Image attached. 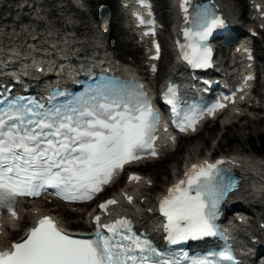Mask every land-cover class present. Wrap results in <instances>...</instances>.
I'll return each mask as SVG.
<instances>
[{"label":"snow or ice","instance_id":"6c2138e0","mask_svg":"<svg viewBox=\"0 0 264 264\" xmlns=\"http://www.w3.org/2000/svg\"><path fill=\"white\" fill-rule=\"evenodd\" d=\"M191 0H181L184 31L190 51L185 59L194 67L206 66L209 53L201 42L219 27L210 9L196 6L188 18ZM143 23V21H141ZM155 59L156 57H152ZM139 87V86H137ZM172 89L169 88V93ZM143 93L109 97L97 92L73 105L46 107L24 97L0 99V211L14 218L18 197L39 196L47 188L58 190L66 200H91L124 165L156 155L153 147L157 117ZM173 111H176L173 100ZM219 107V106H218ZM181 130L192 127L195 118L185 116ZM193 164L184 179L168 189L159 203L164 217L166 245L219 235L214 221L217 207L231 183L219 165ZM130 180L139 177L130 176ZM131 203V197H126ZM108 200L99 207L102 211ZM91 238L73 236L50 217L39 219L24 237L0 251V264H219L232 262L230 251L189 257L186 251L161 249L147 236L133 231L130 220L121 218L101 224L94 217Z\"/></svg>","mask_w":264,"mask_h":264},{"label":"bare ground","instance_id":"6f19581e","mask_svg":"<svg viewBox=\"0 0 264 264\" xmlns=\"http://www.w3.org/2000/svg\"><path fill=\"white\" fill-rule=\"evenodd\" d=\"M21 1L25 5L18 7V12L15 15L12 11V7H6V4L3 3L4 0H0V10L2 11V9L5 7L7 10V16L3 19V21H0V25L2 26L0 27V78H6L9 74V71L11 70H19L21 71L22 75L35 74V72H28L26 68L31 69L34 65L32 60H37V62H42V64L41 62H38L39 66L41 65L43 68L44 65V67L47 69L46 72L44 71V73L40 75L41 79H45V81H47L48 79L60 78L62 76L64 79H66V73L69 75L74 74L75 71L80 73L81 71L78 69L81 68V70H84V67H87V65L81 66V63L93 61L92 58H95L94 50L96 47H98L97 44L100 43V39L102 38L98 36L94 40L89 39L88 35L83 33L84 30H82V27L84 28L85 25H82L81 22H77L75 20L77 18L76 14H71L72 10L84 13L83 10L75 6L76 2H82L83 0H56L61 5L55 6V8L49 12H46V10L42 8L44 6L42 3L36 4V1L34 0ZM120 1L122 0H117L119 10L121 9ZM25 2L31 3V7L28 8L26 6L27 3ZM159 2L160 3H157L156 5L157 9H161L162 14L168 13V15H171L170 22L172 29L169 30V35H171V31H173L175 27L174 24L176 21L180 20V17L179 15L175 14L172 4L173 0H170L167 4L165 0H159ZM216 2L222 12H224L231 20L234 19V17L229 12V8L226 5L225 0H216ZM14 3H16V0H14ZM259 4L260 3L256 0H250L249 10L259 6ZM36 6H39L38 10H36ZM165 8H167V12ZM20 11H29L31 15L35 16L34 21L36 26L34 28L26 26L29 25V21H26L29 18L21 13L18 15ZM250 11V17H255L257 19L256 21L252 20L253 28L256 30L260 27L259 24H262L261 28L264 31V15L262 16L264 10L255 9ZM48 13V17L50 16L55 18L52 34H50V31L46 28V21L48 17H44V15ZM89 14H91L90 8ZM21 24L25 26L20 27ZM76 24L81 28H78ZM123 25H121L122 29H125L126 27ZM94 30L98 31V27L94 28ZM125 30L128 32L127 28ZM107 34L110 35V31ZM107 34L102 36L104 37ZM164 44H170V40L169 42L165 40L163 42V45ZM100 45L104 46L106 44L104 42ZM147 54L148 53H143L142 64H140L141 66L139 65L138 69L134 68V72H136L134 75H136V77L139 75L138 77H141V79L145 81V85L147 84L148 87L153 88L158 86L157 82L159 79L162 81V79L166 78L169 70H171L172 74L174 73L172 72V68H174V66L170 65L169 68H167L164 65V62H161L159 64L156 76L152 77V74L148 72L147 60L149 54ZM161 58H159V60ZM121 68L123 71H125L124 67ZM153 80H156V85H153ZM263 86L264 80H262L260 83V87ZM260 93L261 92L258 93L259 97L261 95ZM231 114L239 115V122L245 120L243 123H237V125L241 128L244 127L252 129L253 122L256 124L263 122L262 118L255 120L250 119L247 117V115L242 114L239 108L233 109ZM178 142L173 149L166 150L164 152L167 154V157L172 160V164L176 167V170L171 175L172 177L175 176L174 179L180 177L185 172L190 163L196 161V159L192 160L194 155L191 152L190 145L186 146L185 155H181L180 157L174 156V152L178 149ZM157 147L163 148V145ZM231 158L234 161L236 170L242 174L243 180L240 190L237 191L236 195L232 198L229 206H234L235 203L242 201V204L237 208L238 211H251L252 220H250V222L247 224L249 226H246V223L242 224L240 227L241 231L239 232L241 233L242 237L250 234V240H248V238L246 239L251 249H253L255 252H264V244L263 247L260 245V242L264 241V226L260 228L255 219H253V217L261 218L262 216L259 212L261 209H264V155L242 156L240 153H237L232 154ZM155 162L156 160H148L142 164L130 166V169H132L131 171H136L134 172V176L139 177V180L126 179L123 174L118 176L111 185V187L117 186L122 177H124L125 183L119 187L117 193L111 194V196L113 195L117 198V206L115 207L114 212L116 214L129 213L130 215L135 216V218L138 219L142 225L146 226L147 229L154 235H156L155 231L157 229L159 218L155 215L152 207L158 194L152 200L150 199L148 191L150 190V182L154 181L153 187L158 186V175L153 173L152 179H150L148 176L139 172V169L142 167H148V165L154 164ZM182 162H185L186 164L184 169H180V163ZM177 169L179 171H177ZM176 173H178V175H175ZM165 185L166 186L164 190H161V192H165L166 188L169 186V184ZM126 197H131L132 202L130 204L126 202ZM89 205L91 204H80L78 208L87 207ZM72 209L73 208L66 206V204L53 205L50 207L45 202L38 200L34 202H20L18 207L19 216L17 219H3L4 225L2 229L3 233L0 234V247L8 246L12 240L9 238L10 236H13L19 231L21 232L18 234V237L21 236L25 230L24 226L27 224V222L33 224L36 217L45 213L56 216L59 222L65 227L72 229L87 227L89 224L87 213L91 208H88L86 212H84V220L83 218L82 220L76 219V217L80 215L81 211L78 212V210ZM67 217L73 218H69L68 220ZM252 227L255 230H253ZM261 256L264 255H260L259 257ZM250 258L253 259V255H251Z\"/></svg>","mask_w":264,"mask_h":264},{"label":"rangeland","instance_id":"374dc122","mask_svg":"<svg viewBox=\"0 0 264 264\" xmlns=\"http://www.w3.org/2000/svg\"><path fill=\"white\" fill-rule=\"evenodd\" d=\"M36 1V4H44L42 8L46 10V12H49L55 8L57 5H61L56 0H34ZM170 0H165L166 4ZM83 2L86 5L87 13L86 12H79L72 10L71 14H76L77 18L76 21H79L82 23V25H85L83 28V33L88 35L89 39H96L98 36H102L104 34H107L110 31V35H108V44H112L114 51L117 54V57L125 61L126 63L139 67L140 64H142V57H143V51L141 48H136L131 42L128 40L131 38L129 37L128 32L125 29H122V22L121 16L118 15V3L117 0H83ZM157 3H160L159 0H156ZM226 5L229 8V12L234 17V20L236 23L241 24V19L244 21V18L246 16H249V2L250 0H225ZM6 4V7H12V11L16 15L18 12V7H22L25 4L21 0H16V3H14V0H4L3 2ZM27 3V7H31V3ZM65 4V3H64ZM159 6V5H158ZM6 7L2 9L0 13V20L3 21V19L7 16V10ZM39 6H36V10H38ZM89 8L91 9V14H89ZM166 12L168 11L167 8ZM165 12V11H164ZM26 15L29 19L26 21H29V26L31 28H34L36 26V23L34 21V15H31L29 11H20L19 14ZM49 13L44 15V17H48ZM160 17L164 22V28L162 30V40L163 42L166 40L169 42V30L172 29L171 25V15L168 13L162 14L160 9ZM242 17V18H241ZM250 17V16H249ZM54 19L53 17H48L46 21V28L50 31V34H52V31L54 29ZM250 25V23H248ZM25 26L21 24L20 27ZM245 26V24H244ZM0 27H2L0 25ZM98 27V31H95L94 28ZM12 32V31H11ZM104 33V34H103ZM106 35V36H107ZM104 36V38H107ZM133 40V39H132ZM130 40V41H132ZM128 41V42H126ZM235 41V38H230L228 40V44L233 43ZM10 44V42H9ZM100 46V43L97 44ZM94 46V45H92ZM164 51L162 50V60L160 59V62H164V65L169 68L171 60H172V50L170 48V44H164ZM255 46H256V52H257V60H256V68L260 71L258 74V79L256 81V88L255 92L259 93L260 90H263V87H260V83L262 80H264V31L261 33V36L255 39ZM229 47V45L227 46ZM224 56H227L226 49L222 51ZM164 55V57H163ZM141 66V65H140ZM134 68V67H133ZM163 80V79H162ZM161 80L159 79L157 82L160 83ZM156 80H153V85H156ZM156 88V87H155ZM248 105V104H246ZM254 105L257 106L255 103ZM241 110L242 113H245L244 115H247L252 120L262 118L263 122H260V124H256L253 122L252 129L239 127L237 123H243L245 120L240 121L238 120L239 115H232L231 113H226L223 116H220L218 119L210 121L203 125V127L194 135L182 137L179 139L178 142V149L174 152V156L180 157L181 155H185L186 146L190 145L191 152L193 153L194 157H192V160H194L197 157L200 156H206L210 155L215 156L218 154H237L240 153L242 156H259L257 155V152L254 150L252 146L249 144V138L250 137H257L260 134H264V110L259 108L258 110L253 107L250 108L248 112H246V107ZM238 120V122H237ZM192 145V146H191ZM195 148V149H194ZM194 149V150H193ZM191 155V154H190ZM189 157L191 158V156ZM264 154H260L262 156ZM186 166L185 162L180 163V169H184ZM176 170V167L172 164V160L167 157V154H164L162 158L159 160H156L154 164L148 165V167H142L139 169V172L142 174L148 176L150 179H152V174L156 173L158 176V186H154V181L150 182L149 187L150 190L148 191V194L150 196V199H154L161 190H164L165 184H170L173 182L174 177H172V173ZM177 171H179L177 169ZM175 175H178L176 173ZM125 183L124 177H122L119 184L115 187H111L102 197H105L109 194L117 193L119 190V187ZM48 206H53V203H47ZM264 206V205H263ZM91 205L87 207H82L78 210L81 211L80 215L76 217V219L83 218L86 210L90 208ZM261 218L253 217L255 219L256 223H258V226L262 228L264 226V209L260 210ZM69 218L73 217H67ZM29 224L24 226L26 227ZM76 228V227H74ZM83 228V227H81ZM86 228V227H85ZM83 228V229H85ZM264 228V227H263ZM253 230H255L252 227ZM21 231L15 233L13 236H10L12 240L15 238H18V234H20ZM262 234V233H261ZM262 236V235H261ZM264 241L260 242V245L263 247Z\"/></svg>","mask_w":264,"mask_h":264},{"label":"trees","instance_id":"16d2710c","mask_svg":"<svg viewBox=\"0 0 264 264\" xmlns=\"http://www.w3.org/2000/svg\"><path fill=\"white\" fill-rule=\"evenodd\" d=\"M249 144L257 152V155L264 154V134L257 137H250Z\"/></svg>","mask_w":264,"mask_h":264},{"label":"water","instance_id":"95a60500","mask_svg":"<svg viewBox=\"0 0 264 264\" xmlns=\"http://www.w3.org/2000/svg\"><path fill=\"white\" fill-rule=\"evenodd\" d=\"M203 1V0H202Z\"/></svg>","mask_w":264,"mask_h":264}]
</instances>
